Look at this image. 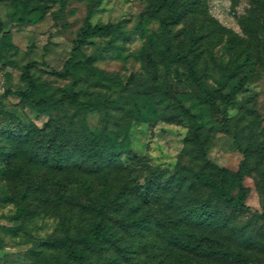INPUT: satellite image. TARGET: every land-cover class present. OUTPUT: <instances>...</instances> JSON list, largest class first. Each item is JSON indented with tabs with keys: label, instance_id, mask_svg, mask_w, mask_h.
Listing matches in <instances>:
<instances>
[{
	"label": "rangeland",
	"instance_id": "374dc122",
	"mask_svg": "<svg viewBox=\"0 0 264 264\" xmlns=\"http://www.w3.org/2000/svg\"><path fill=\"white\" fill-rule=\"evenodd\" d=\"M174 11L182 16L181 21L172 23L165 36L160 18H173ZM43 12L46 18L38 23L18 22L22 13L35 17ZM0 17L19 48L11 64L0 62V110L5 111L0 113V171L8 146L4 128H43L53 121L70 130L85 120L93 132L122 142L125 167L138 178L137 187L147 183L156 208L167 202L175 207L208 206L220 218L212 228L204 226V231L252 258L236 263L215 258L211 264H264V218L255 213L264 206L259 190L264 168L262 0H176L173 6L163 0H6L0 5ZM96 24L110 25L111 31L80 46L82 31ZM168 46L193 57L211 89L225 85L228 92L242 85L228 109L235 135L220 131L221 115L202 101L184 65H166ZM146 48L159 65L157 75L144 60ZM246 48L257 66L244 79L249 69ZM75 49L76 61L91 58V64L67 68L66 60ZM26 70L37 85V98H58L74 91L84 100L106 98L108 106L88 112L55 105L37 110L15 94L5 95L8 89L18 92L29 87ZM195 121L213 130L207 158L214 164L236 172L244 158L236 139L248 147L251 174L245 180L249 187L246 203L252 211L240 212L217 203L208 190L191 180H186L181 193L173 188L181 183L176 179L178 165L199 167V161L186 153ZM172 180L171 190L155 188L156 183ZM20 191L17 188L15 193ZM17 212L18 203L0 172V264H61L66 260L64 236L68 231L57 217L33 214L29 207L22 216ZM150 249H155L153 244Z\"/></svg>",
	"mask_w": 264,
	"mask_h": 264
},
{
	"label": "trees",
	"instance_id": "16d2710c",
	"mask_svg": "<svg viewBox=\"0 0 264 264\" xmlns=\"http://www.w3.org/2000/svg\"><path fill=\"white\" fill-rule=\"evenodd\" d=\"M5 1L0 0V5ZM163 1L173 6L176 0ZM46 15L43 12L29 17L22 13L18 22L38 23ZM181 18L178 11H174L173 18H160L165 36L169 34L170 25L180 23ZM110 31V25H89L82 31L79 45ZM0 34V62L6 66L12 63L19 48L11 32L3 28L1 17ZM75 53L76 49L66 60L67 68L91 64V58L76 61ZM244 55L249 66L246 79L255 73L257 64L251 50L246 48ZM165 56L167 66L184 65L202 101L221 115L220 131L233 134L228 109L242 85L228 92H225V85L211 89L199 75L197 64L189 54L174 52L168 46ZM144 60L157 75L159 65L151 49H145ZM24 77L29 82L27 89L18 92L8 89L5 95L15 94L22 103L29 102L37 110L55 105L88 112L108 106L106 98L95 96L84 100L74 91L63 92L58 98H37V85L27 70ZM186 113L195 118L188 111ZM60 125L49 121L43 128L23 129L20 125L4 128L2 133L8 146L4 148L6 156L0 172L11 197L18 203L17 216H22L29 207L33 214L57 217L60 226L68 231L64 236L66 260L61 264H200L208 261L211 264L215 258L232 263L252 261L230 243L204 231V226L212 228L220 218L219 213L208 206L199 209L185 205L175 207L167 202L165 207L156 208L153 192L145 187L147 183L137 187L138 178L125 167L121 141L109 134L93 132L85 120L70 130ZM212 131L195 121L187 137L186 153L199 161V167L178 165L176 179L181 183L175 187L173 180L156 183L155 188L171 190L173 187L181 193L186 180H191L208 190L217 203L240 212L252 211L246 203L249 187L245 183L251 174L250 151L236 139L238 149L244 154L236 172L212 163L207 158ZM17 188H21L19 193H15ZM259 190L264 195V168L260 170ZM196 210L199 211L195 213ZM255 213L264 218V206L262 212ZM152 244L154 250L150 249Z\"/></svg>",
	"mask_w": 264,
	"mask_h": 264
},
{
	"label": "built area",
	"instance_id": "2783aa9c",
	"mask_svg": "<svg viewBox=\"0 0 264 264\" xmlns=\"http://www.w3.org/2000/svg\"><path fill=\"white\" fill-rule=\"evenodd\" d=\"M0 76H1V73H0ZM0 87H1V80H0Z\"/></svg>",
	"mask_w": 264,
	"mask_h": 264
}]
</instances>
